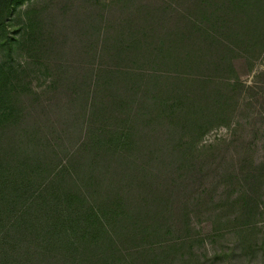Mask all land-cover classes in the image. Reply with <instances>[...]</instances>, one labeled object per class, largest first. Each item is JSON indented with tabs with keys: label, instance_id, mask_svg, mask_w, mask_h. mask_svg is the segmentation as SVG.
<instances>
[{
	"label": "trees",
	"instance_id": "trees-1",
	"mask_svg": "<svg viewBox=\"0 0 264 264\" xmlns=\"http://www.w3.org/2000/svg\"><path fill=\"white\" fill-rule=\"evenodd\" d=\"M25 1L0 0V30ZM23 14L45 82L17 70L16 86L0 66V264H163L193 241L211 173L261 181L264 161L231 175L200 142L254 103L237 60H264V0H56ZM240 197L248 220L264 210Z\"/></svg>",
	"mask_w": 264,
	"mask_h": 264
},
{
	"label": "rangeland",
	"instance_id": "rangeland-1",
	"mask_svg": "<svg viewBox=\"0 0 264 264\" xmlns=\"http://www.w3.org/2000/svg\"><path fill=\"white\" fill-rule=\"evenodd\" d=\"M56 0H26L12 8L5 30H0V66L8 68L17 86V70L25 72L21 81L33 87L44 85V68L33 66L28 58L26 45L27 28L23 12L29 8L47 7ZM109 3L112 0H100ZM264 68L263 58H257L253 65L245 58L237 60L240 78L246 84H257L252 100L243 102L234 112L232 119L216 125L205 133L200 142L201 156H225L226 166L232 175L239 167L254 170L253 165L264 161V77H257ZM257 80V83L254 81ZM252 165H244V160ZM243 178L242 176L240 177ZM231 177L223 179L214 171L207 184L206 201L203 211L194 216V238L190 244L163 264H264V210H260L250 220L237 204L240 195L247 194L252 203L264 205V176L260 182L246 181L228 185Z\"/></svg>",
	"mask_w": 264,
	"mask_h": 264
}]
</instances>
